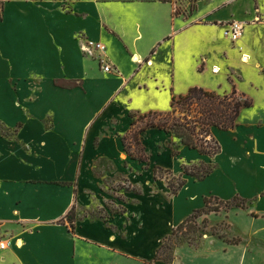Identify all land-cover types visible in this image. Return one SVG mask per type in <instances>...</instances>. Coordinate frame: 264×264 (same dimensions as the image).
I'll return each instance as SVG.
<instances>
[{"label":"crops","instance_id":"0c3cea01","mask_svg":"<svg viewBox=\"0 0 264 264\" xmlns=\"http://www.w3.org/2000/svg\"><path fill=\"white\" fill-rule=\"evenodd\" d=\"M205 1L190 14H177L172 0H46L45 4L56 5L59 16L49 13L34 24L28 19L11 22L17 28L12 43L18 46L13 49L2 35L7 1L0 0V58L14 61L4 76L0 60V239L9 242L7 249H0V264H84L80 251L93 243L112 244L107 246L122 253L115 232L108 241L94 239L88 230L97 219L81 217L85 210L104 204L101 186L107 180L131 173L128 159L137 162L135 170L143 166L152 171L150 153L146 164L125 150L123 137L131 129V114L168 111L174 95L200 86L193 82L199 73H223L225 81L223 68L235 58L264 73V20H258L257 12L264 17L263 3L211 0L204 6ZM9 2L17 10L27 1ZM231 20L244 21L246 26L237 42L227 38L226 45V38L216 31ZM83 37L106 44L116 71H102L96 59L82 52ZM233 51H239V56L232 57ZM245 54L249 63L243 60ZM58 80L77 84L62 87ZM233 85L238 88L237 82ZM204 88L220 92L217 86ZM115 106L122 108V117L110 113ZM239 125L240 121L234 129H216L225 133L229 152L249 150L264 161V122ZM153 129L157 128L144 133L143 142ZM156 166L160 165L154 166L155 179ZM85 181L96 185L93 193L103 203L86 205ZM127 196L129 202V191ZM257 203L264 205V193ZM126 206L105 221L108 228L117 229L116 216L127 213ZM191 208L178 213L174 225L183 222L189 216L183 214ZM71 210L78 219L74 230L64 221ZM258 212L262 211L251 214L259 216Z\"/></svg>","mask_w":264,"mask_h":264},{"label":"rangeland","instance_id":"374dc122","mask_svg":"<svg viewBox=\"0 0 264 264\" xmlns=\"http://www.w3.org/2000/svg\"><path fill=\"white\" fill-rule=\"evenodd\" d=\"M6 1L7 24L2 26V35L5 40L11 41L13 49L18 46L16 42L12 43V37L16 38L12 32L17 34V28L12 26L11 22L28 19L34 24L46 19L49 13L52 16H59L55 12L58 9H54L56 5L45 4L46 0H26L27 2L19 5L24 11L15 10L14 8L18 6L9 0ZM15 1L19 2V0ZM172 1L176 2L177 14H189L202 2V0ZM210 1H205L202 5L205 6V3ZM260 2L264 5V0ZM257 12L260 15L258 20L263 21L264 17L259 9ZM225 29L224 23L221 31L216 32L226 38L227 45L228 39L232 40L226 36ZM196 34L203 36L204 33ZM238 52L233 51L231 56H239ZM7 55H10V52H7ZM0 60L3 62V75L6 76L14 61L12 58H0ZM242 62L235 58L231 66L226 65V69L224 67L223 71L221 70L226 76L225 81L222 72L215 75L205 71L197 74L193 82L204 87L217 86L220 92L230 91L232 85L237 82L238 89L254 99V105L246 109L239 120V127H249L257 120L264 122V73H258ZM97 65L99 66L98 61ZM110 113L118 117L124 114L120 106H115ZM244 132V128H241L239 134L243 135ZM224 134L223 131L214 130V136L221 144V152L208 156L190 150L173 134H165L158 129L150 130L147 136L145 135L144 142L146 152L152 157L150 165L152 171L146 166L144 170L143 166L135 170L134 168L138 166L137 162L128 159L126 164L130 167L131 173L107 180V183L101 186L105 191L104 204L94 210H85L81 217L91 216L97 219L89 224L88 230L94 239L108 241L111 232H115L116 245L119 246L117 248L123 252H117L116 247L107 246L112 244L93 243L88 246L89 249H85L84 246L85 250L80 251V259L84 264H153L150 261L154 259L163 242L167 244L160 253L162 259L154 261V264H264V205L257 203L259 196L264 193V161L249 150L245 152L246 154L241 150L230 153ZM208 143V149L215 146L212 137L208 138ZM230 148L237 147L231 145ZM172 149H176L178 155H173ZM182 149H185L184 152ZM156 164L162 168L158 171L157 179L153 172ZM185 167L199 174L200 179L189 175L184 170ZM207 169H210L211 173L203 176ZM122 174L125 173L122 171ZM182 182L185 184L179 194L172 195L170 183L179 186ZM82 187L88 207H96L103 203V200L100 197L96 198L97 195L93 193L95 184L85 181ZM142 191L144 192L141 193ZM236 193L248 197L247 209L236 206L228 209L221 203V199H231ZM206 196L212 197L210 207L221 208V212H211L199 216L196 222L193 220L195 231L184 230L174 234V230L180 224L174 225L176 215L192 207L182 217L191 215L196 208L205 205L203 200ZM217 196L220 198L217 199ZM126 203H128L127 213L116 216L117 229L108 228L109 222L106 225L105 221H110L116 212H121L127 207ZM255 209L262 211L258 212L259 216L251 214L253 211L256 212ZM77 220L76 212L73 216L64 219L71 230H74ZM168 245H172L171 250L168 249ZM133 254L140 256L141 259L134 257Z\"/></svg>","mask_w":264,"mask_h":264},{"label":"trees","instance_id":"16d2710c","mask_svg":"<svg viewBox=\"0 0 264 264\" xmlns=\"http://www.w3.org/2000/svg\"><path fill=\"white\" fill-rule=\"evenodd\" d=\"M2 10L3 6L0 3V16ZM56 83L62 87H73L77 84L76 82L64 80H58ZM253 104V99L245 92L238 90L236 85H233L231 92L225 94L204 87L193 86L186 94L174 95L171 108L168 111H150L144 114L132 113V126L128 133L124 135L123 144L130 157L142 163L150 164V156L146 152L143 135L148 129L157 128L178 137L183 145L196 150L199 154L213 156L221 150L219 141L214 136V130L234 129L238 125L242 112L252 107ZM209 137H212L215 142L212 149L211 147L207 148ZM172 153L178 155L176 149H172ZM160 169H162L160 166L155 167L156 177ZM184 170L189 175L200 179L199 174L189 171L186 167ZM209 171L210 169H207L203 176L210 174ZM184 184L185 182H182L179 186H175L170 183L171 193L177 194ZM211 198L206 197L205 206L196 209L177 226L173 233L184 230H188V232L195 231L196 227L192 224L193 220L195 221L199 216L211 212L220 213L221 208L210 207ZM217 199L219 198L217 197ZM247 201L246 198L240 195H235L231 200L221 199V203L228 209L234 206L246 208ZM74 214L75 211L71 210L67 216H73ZM166 244V242L162 243L154 259L150 261L151 263L154 264V261L162 259L160 253ZM168 247L169 250L172 249V245H168Z\"/></svg>","mask_w":264,"mask_h":264},{"label":"built area","instance_id":"2783aa9c","mask_svg":"<svg viewBox=\"0 0 264 264\" xmlns=\"http://www.w3.org/2000/svg\"><path fill=\"white\" fill-rule=\"evenodd\" d=\"M246 22L240 20H231L225 23V34L233 42H237L244 34ZM81 40V50L85 55H88L96 59L99 63V67L102 71L112 73L116 71V68L110 61L108 55V49L103 41L91 39L89 37H83ZM9 242L0 239V249H7Z\"/></svg>","mask_w":264,"mask_h":264},{"label":"bare ground","instance_id":"6f19581e","mask_svg":"<svg viewBox=\"0 0 264 264\" xmlns=\"http://www.w3.org/2000/svg\"><path fill=\"white\" fill-rule=\"evenodd\" d=\"M243 60H244V62H249L250 61V56H248L247 54L243 55ZM218 72H219V70L216 69L215 73H218Z\"/></svg>","mask_w":264,"mask_h":264}]
</instances>
